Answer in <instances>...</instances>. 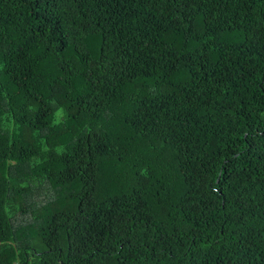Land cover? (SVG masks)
<instances>
[{"label":"trees","instance_id":"16d2710c","mask_svg":"<svg viewBox=\"0 0 264 264\" xmlns=\"http://www.w3.org/2000/svg\"><path fill=\"white\" fill-rule=\"evenodd\" d=\"M0 264H264V0H0Z\"/></svg>","mask_w":264,"mask_h":264}]
</instances>
